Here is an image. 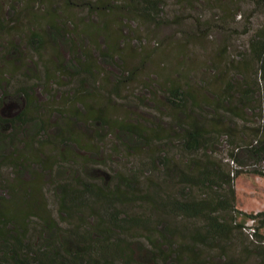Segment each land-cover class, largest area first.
<instances>
[{"label":"rangeland","instance_id":"obj_1","mask_svg":"<svg viewBox=\"0 0 264 264\" xmlns=\"http://www.w3.org/2000/svg\"><path fill=\"white\" fill-rule=\"evenodd\" d=\"M141 1L0 0V70L3 69L14 84L20 82L25 74L34 82L33 96L44 106V109L38 112L44 120L50 118L49 123L59 115L56 112L62 110V105L63 111L70 107L71 100L68 101L67 98L75 95L71 92L72 89L80 90L75 79L81 77H74V74L83 67H71L65 74L69 70L67 64L70 58L68 46L65 45L63 38L65 34L57 28L55 29L59 35H56L55 29H51V33L49 30L45 31L46 24L50 21L48 15L51 13L56 18L55 25L60 27L61 22L69 20L73 22V27L68 23L66 27L74 30L75 36H78L79 39H75L76 43L86 53L85 57H80L82 61L85 60L81 61V64L87 63L88 67L85 65L84 68L87 67L88 73L93 77L92 80L85 79L81 84L83 87L80 95L95 113V118L101 111L102 117L106 120L104 123L90 121L87 128L77 126L78 130H84L86 134V137H83L90 147V166L94 168L97 176L102 175L97 160L104 158L106 170L111 174L133 171L141 181L139 192L150 190V185L155 187L157 183L159 184L163 165L156 159V155L150 154L149 157L142 150H138L139 146L144 148L145 140L142 143L134 141L130 150H124L118 145L119 125L121 121H129L126 119L128 115L141 118L139 124L144 127H150V122L161 127L164 132L162 147L168 151L175 165L182 162L188 164L191 160L198 162L206 158L208 163L216 162L225 170H229L226 159L231 150L223 140L226 132H222L212 143L213 148H210L207 154H201L200 150L195 154L181 151V143L175 139L179 128L171 127V124L178 116L182 119V114L165 100L164 91L172 86L189 91L194 96V102L197 101V104L203 107L201 110L197 107L192 109L202 114L204 120L201 119V122L213 128L215 125L227 127L230 124L226 114L220 112V116H226L222 118L224 121L221 124L212 119L215 116L212 105L217 96H225L229 98L226 103H232L231 97L246 84L245 81H253L258 64L251 57L249 42L256 30L264 27V8L258 5L256 0H154L155 7L148 10L143 8ZM42 13L48 20L40 21ZM39 23L42 24L39 26ZM90 25H94L92 29ZM38 29L45 31L47 35L52 33L54 35H50L53 37L43 44L40 53H33L24 42L31 32ZM5 49L10 53L1 57L2 51L6 52ZM6 56L16 61L15 65L18 67L16 71L6 70L8 61ZM57 63H60L64 71L58 72L57 67L55 69L54 64ZM260 85L263 90L261 94L264 95L262 79ZM255 97L258 99L254 102L255 109L245 110V119H237L233 127L237 144L251 142L253 128H257L258 112H264V103L261 105L262 97L260 100L257 94ZM73 103L75 106L78 105L76 100ZM19 106L20 104L16 102L11 108L16 109ZM257 107H260V110ZM183 120L185 122V118ZM48 131L51 132V129ZM16 143L17 141L13 142ZM158 144L156 142L154 145ZM113 146L118 148L117 151H112ZM5 147L7 148L3 149L0 146L1 181L15 175L13 168L3 165V161L10 153L11 145L7 144ZM67 147L64 143L58 145L57 149L62 151ZM71 147L75 148L72 144ZM43 152L45 157L50 151ZM239 160L241 161L238 163L244 170L246 168V171L240 170L232 179L237 209L247 213L264 210V177L255 174L253 168L246 167L249 165L248 161H253L250 160L248 153L239 154ZM66 176L67 172L62 168L61 174L55 179H66ZM51 179L42 177L38 182L43 188V194L45 193L43 198L48 209L46 211L49 212L45 220L50 221L58 230L66 231L71 221L62 222L60 219L66 216L58 213V205L54 202L52 191L53 185L49 182ZM177 179H174L170 191L173 198L183 199L189 198L187 195L190 198L199 195L197 188L190 189L188 184ZM5 183L2 181V184ZM1 188L0 206L3 207L6 205L5 198L8 195L7 191ZM16 205L18 208L21 207L19 204ZM125 212L130 215L144 214L137 203L125 208ZM146 218L151 221L150 216ZM89 219L93 220L92 217ZM169 219L176 226L186 222L185 219L173 215ZM30 220L37 223V226L40 224V220L34 216H31ZM237 220L248 223L249 218L245 214H238ZM251 224L255 229L258 227V232L264 237V223L253 221ZM151 225L156 228L155 224ZM156 229L158 232L162 230L161 227ZM173 230L177 231L174 228ZM129 233L132 235L128 234L127 237L134 242L132 243L135 250L134 259L137 258V252L145 264L160 262V259L155 260V257L149 256L151 247L145 227L130 230ZM172 233L174 234L173 231ZM233 233L231 238L228 235L207 240L206 245L197 244L196 250L186 252L190 259H185V264H190L194 258L195 264H264V248L255 247L239 228ZM29 234L27 233L28 237L31 236ZM170 239L173 242H180L176 235ZM161 248L167 250L163 245Z\"/></svg>","mask_w":264,"mask_h":264},{"label":"trees","instance_id":"obj_2","mask_svg":"<svg viewBox=\"0 0 264 264\" xmlns=\"http://www.w3.org/2000/svg\"><path fill=\"white\" fill-rule=\"evenodd\" d=\"M140 3L147 10L155 7L154 0H142ZM256 3L264 8V0H256ZM48 16L50 21L47 22L45 31L49 30L51 33V29L57 28L65 34L63 38L70 53L67 64L69 70L65 74L71 67H83L80 70L75 69L74 74V77H81L75 79L81 90L83 87L81 84L85 79L92 80L93 77L86 69L87 63L81 64L80 57H85L86 53L76 43L75 39L78 36H75L74 30L66 27V23L73 27V22L71 20L61 22L60 27L55 25L56 18L51 13ZM39 18L40 21L48 20L43 13ZM41 24L39 23V26ZM93 26L90 25V29ZM57 29L56 35H59ZM45 31L38 29L27 36L24 43L33 53H40L43 44L53 37L50 36L54 35L53 33L47 35ZM249 43L251 57L258 64L253 81H245L246 84L234 93L237 96L233 94L231 97L232 103H226L229 98L225 96H217L212 105L215 114L212 119L221 124L224 121L222 118L226 116H220V112L226 114L230 124L227 127L215 125L213 128L201 122V119L204 120L202 114L192 109L197 107L201 110L203 107H200L197 101L194 102L193 94L179 86H172L164 91V98L182 114V119L178 116L171 124V127L179 128L175 139L181 143L182 152L195 154L200 150L201 154H207L208 150L213 148L212 143L222 132H226L224 136L222 135L223 140L231 150L227 158L240 163L239 154L248 153L250 160L253 161H248L247 167L253 168L255 174L264 177V112H258L257 128H253L250 143L237 144L233 132L236 120L245 119V110L255 109L254 102L258 101L256 94L259 100L262 97L261 105L264 103L260 85L261 79L264 81V27L256 30ZM2 53L1 57H5L10 51ZM15 62L8 58L6 70L16 71L18 67ZM54 66L55 69L59 68L58 72L64 71L60 63ZM23 77L20 82L14 84L3 69L0 70V146L5 149L7 144L11 145L10 153L3 161V165L15 170V175L11 173L14 176L2 180L3 183L6 182L5 184H2L0 178V188L7 191L8 195L5 198L6 205L0 206V264H145L137 252V258H133L134 242L127 237L131 234L130 230L142 227H145L146 237L150 242L149 256L155 257V260L160 259V262L155 264H185V259H190L186 252L196 250L197 244L206 245L207 240L228 235L231 238L234 230L238 228L255 247L264 248L262 243L264 237L258 232V227L252 239L244 231L245 223L237 220L238 214H245L249 219L264 223V210L247 213L237 209L232 179L244 169H235L232 176V167L227 159L229 170H225L216 162L208 163L206 158L198 162L191 160L188 164L182 162L183 165L181 163L175 165L168 151L162 147L164 132L161 127L152 122L150 127H144L139 124L141 118L128 115L126 119L129 121H121L119 125L118 145L124 150H130L134 141L142 143L145 140L144 148L141 146L137 148L146 156L156 155V159L161 161L163 171L159 184L157 183L155 187L150 185V190L139 192L141 181L136 173L120 171L111 174L106 170L104 158L97 160L102 173L97 176L94 168L90 166V147L84 140L85 131L78 130L77 126L87 128L90 121L104 123L106 120L102 117L103 113L99 111L95 118V113L80 95L82 92L72 89L70 91L75 95L67 98L68 101L71 100L70 107L63 111L62 105V110L56 112L59 115L49 123L50 118L44 120L38 112L44 109V106L33 96L34 82L26 74ZM19 99L21 102H18ZM74 100L78 105H74ZM16 102L20 106L16 109L11 108ZM257 109L260 110V107ZM243 127L246 128L244 124ZM172 134L173 132L170 135ZM14 141L17 143L13 144ZM156 142L161 144L155 146ZM64 143L68 146L67 149L58 150V145ZM71 144L75 148H70ZM116 149L118 148L112 147V151L115 152ZM43 150L50 151L48 156H43ZM62 168L67 172L66 179H55L61 174ZM42 177L51 179L49 182L53 185L52 191L54 202L58 205V213L66 216L60 217L61 221H71L66 231L58 230L50 221L45 220L49 212L46 211L48 209L43 198L45 193L43 194V188L38 183ZM175 178L181 183L188 184L190 189L197 188L199 195H193L191 198L187 195L189 198L183 199L173 198L170 191ZM14 198L16 200H13ZM1 201L0 199V205ZM135 203L144 214L130 215L125 212V208L132 207ZM16 204L21 207L18 208ZM171 215L181 217L186 222L180 221L181 226H176L169 219ZM31 216L40 220L38 226L30 220ZM147 216L151 217V221L146 218ZM90 217L93 218L92 221ZM151 224H155L156 228L161 227V232ZM27 233L31 236L28 237ZM175 235L180 238V242L171 241L170 238ZM161 245L167 247V250L162 249ZM195 259L191 260L190 264H195Z\"/></svg>","mask_w":264,"mask_h":264},{"label":"built area","instance_id":"obj_3","mask_svg":"<svg viewBox=\"0 0 264 264\" xmlns=\"http://www.w3.org/2000/svg\"><path fill=\"white\" fill-rule=\"evenodd\" d=\"M227 161L229 162V164L231 165L232 167V171H231V175L233 176L234 175V172H235V169H244V167H242L239 163H237L234 159L232 158H227ZM247 167V166H246ZM249 221L251 223H253V221H255V219H249ZM249 221L248 223H245L244 225V231L248 234V236L250 238H254V232H255V227L253 226V224H249ZM262 243H264L262 241Z\"/></svg>","mask_w":264,"mask_h":264}]
</instances>
